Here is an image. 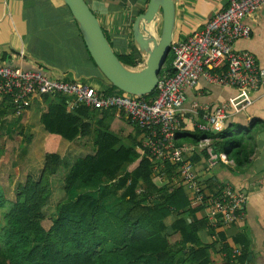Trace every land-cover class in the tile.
Returning a JSON list of instances; mask_svg holds the SVG:
<instances>
[{
  "label": "trees",
  "instance_id": "16d2710c",
  "mask_svg": "<svg viewBox=\"0 0 264 264\" xmlns=\"http://www.w3.org/2000/svg\"><path fill=\"white\" fill-rule=\"evenodd\" d=\"M147 3L148 0L145 8ZM117 58L126 67H136L141 60L136 49ZM172 60L169 52L160 76L165 72L172 74ZM108 85L107 91H101L123 95ZM155 94L154 90L143 98L152 103ZM40 97L44 106L39 123L25 142L27 146L37 142L40 148L44 147L41 167H28L13 201L0 196L3 211L0 264L210 263L209 250L215 243L203 245L199 233L208 230L212 234L221 225H209L205 217H199L203 208L191 207L177 165L168 163L164 184L157 183L148 153L143 151L139 155L136 151L141 149V140L137 138L142 134L137 126L133 125L135 132L128 137L127 146L110 130L115 110L78 106L69 111L67 99L62 95ZM191 138L192 144H198L202 139L214 137L197 132ZM83 143L87 146L85 153L70 147L78 144L81 147ZM210 146L218 155L219 147ZM195 158L193 155L190 159L192 164L201 160ZM203 158H208L205 151ZM135 161L137 166L122 175L125 167ZM60 183L66 195L77 185L97 189L112 184L120 191L121 199L107 209L102 203L108 194L105 189L101 196L80 194L73 199L68 196L48 212L49 197ZM170 217L173 220L169 228L179 238L174 243L165 234L168 230L165 220ZM216 236L220 251L230 262L232 250L224 234ZM244 260L242 255L240 262Z\"/></svg>",
  "mask_w": 264,
  "mask_h": 264
},
{
  "label": "crops",
  "instance_id": "0c3cea01",
  "mask_svg": "<svg viewBox=\"0 0 264 264\" xmlns=\"http://www.w3.org/2000/svg\"><path fill=\"white\" fill-rule=\"evenodd\" d=\"M87 1L93 4L95 16L101 17V22L96 18L112 50L114 53L116 51L115 55L131 54L135 49L131 27L139 11L145 8L146 0ZM227 2L177 0L173 38L185 39L202 30L208 20L227 7ZM245 23L251 28L250 37L237 40L234 49L251 53L257 65L264 68V8L245 18ZM7 65L30 70L42 69L51 76L64 81L80 82L97 91H107L109 88L90 59L79 28L61 0H0V67ZM238 93L233 87L199 80L196 87L185 89V107L193 103L220 105ZM248 94L251 105L226 118L220 132L201 133L214 137L207 139L212 146L216 144L219 147L218 155L222 158L210 166L207 159L203 158V149L196 148L189 155L190 159L193 155L195 159H201L193 166L206 196H214L224 187L230 186L245 197L241 220L221 225L212 234L208 230L199 233L203 245L215 243L209 250V264H230L217 242L216 234L221 232L231 250L241 248L245 260L239 261L240 264H264V94L260 88ZM43 106L41 97L33 96L30 106L16 113L8 100L0 98V125H11L12 120H15V125H38ZM184 121L176 137L178 145L192 144L191 135L198 132L189 123L187 116ZM123 126L127 127L125 141L128 143V137L135 132L133 125L125 115L122 117L115 111L109 123L110 130L122 139L119 132L123 131ZM138 140H141V136ZM156 180L164 184L165 177ZM199 217L206 218L204 210L199 213ZM167 219L165 224L168 233L176 237L173 240L176 242L179 238L169 228L173 218L169 224L166 223Z\"/></svg>",
  "mask_w": 264,
  "mask_h": 264
},
{
  "label": "built area",
  "instance_id": "2783aa9c",
  "mask_svg": "<svg viewBox=\"0 0 264 264\" xmlns=\"http://www.w3.org/2000/svg\"><path fill=\"white\" fill-rule=\"evenodd\" d=\"M262 8L264 0H228L227 7L208 20L202 30L185 39L173 38L170 44L173 72L159 75L152 103H147L143 96L107 95L86 84L51 76L42 69L10 65L0 67V98L8 100L16 113L26 110L33 96L54 94L67 99L69 111L82 106L123 112L142 131V153H148L159 181L166 176L168 163L177 165L191 207H202L209 225L235 223L243 216L245 197L230 186L214 196H206L189 158L196 148L206 152L210 166L222 156L213 152L208 139L195 145H178L176 137L186 116L200 133L220 132L226 118L251 105L249 91L260 88L264 94V68L257 65L251 53L234 49L237 40L250 37L251 28L245 18ZM199 80L233 87L239 93L220 105L193 103L186 108L185 89L196 87ZM241 256V248L233 249L229 263L240 264Z\"/></svg>",
  "mask_w": 264,
  "mask_h": 264
},
{
  "label": "water",
  "instance_id": "95a60500",
  "mask_svg": "<svg viewBox=\"0 0 264 264\" xmlns=\"http://www.w3.org/2000/svg\"><path fill=\"white\" fill-rule=\"evenodd\" d=\"M61 1L75 20L90 58L111 86L124 94L138 97L155 90L173 40L177 0H148L145 10L135 17L131 27L133 44L142 57V64L136 67H126L118 60L95 13L85 0ZM159 21L158 37L156 29ZM151 27H154L156 35L149 32Z\"/></svg>",
  "mask_w": 264,
  "mask_h": 264
},
{
  "label": "rangeland",
  "instance_id": "374dc122",
  "mask_svg": "<svg viewBox=\"0 0 264 264\" xmlns=\"http://www.w3.org/2000/svg\"><path fill=\"white\" fill-rule=\"evenodd\" d=\"M86 4L90 8V10H93V4H91L89 1H87ZM96 17L98 16L96 15ZM98 18L101 22V17L99 16ZM160 28L161 21H159L156 29L158 37L160 35ZM150 33L151 35H156L154 27L150 29ZM138 63L142 64V57ZM12 121L13 122L11 123V125H0V196L2 195L3 198L7 201H13L15 199L17 186L24 182L25 177L28 173V167H41L42 155L45 150L44 147L40 148V145L37 144V142L32 143L30 146H27L25 142L26 137H29L33 133H35L36 125H15V120ZM126 128L127 127L123 126V131L119 132V134H121L122 136L121 141H123V144L128 146V143H126L125 141V134L127 131ZM88 146H90V143L88 144ZM70 147L73 150L81 151L82 153H85L87 150V146L84 143L81 147H79V144L72 145ZM136 151L139 155H142L141 149L138 148L136 149ZM136 162L137 161L133 162L131 165L126 166L122 171V175H125L127 171L129 172V170L132 169L133 165ZM115 183H117V180L113 182V185ZM111 185L112 184L100 186L97 189H91L82 185H77L73 192L66 195L63 190V184L60 183L59 186L50 195L46 210L49 212L52 208H55V206L59 202L66 200L68 196L70 199H73L80 194L101 196V193L105 189L106 191H108V194L106 196L104 195L105 197L103 198L102 203L104 202L103 206L109 209L115 204L119 203L121 199L120 191ZM2 212V209H0V224L2 223ZM169 219L170 220L167 219L166 221L167 224H169L172 220L171 218ZM169 233L167 230L165 234L167 235L168 239H170V242L174 243L173 240H175L176 237L170 236Z\"/></svg>",
  "mask_w": 264,
  "mask_h": 264
},
{
  "label": "bare ground",
  "instance_id": "6f19581e",
  "mask_svg": "<svg viewBox=\"0 0 264 264\" xmlns=\"http://www.w3.org/2000/svg\"><path fill=\"white\" fill-rule=\"evenodd\" d=\"M151 28H153V27H151Z\"/></svg>",
  "mask_w": 264,
  "mask_h": 264
}]
</instances>
